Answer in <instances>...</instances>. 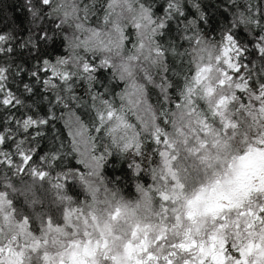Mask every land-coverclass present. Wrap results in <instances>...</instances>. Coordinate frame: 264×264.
Here are the masks:
<instances>
[{
    "label": "snow or ice",
    "instance_id": "snow-or-ice-1",
    "mask_svg": "<svg viewBox=\"0 0 264 264\" xmlns=\"http://www.w3.org/2000/svg\"><path fill=\"white\" fill-rule=\"evenodd\" d=\"M23 10L0 30V264H264V0Z\"/></svg>",
    "mask_w": 264,
    "mask_h": 264
},
{
    "label": "trees",
    "instance_id": "trees-1",
    "mask_svg": "<svg viewBox=\"0 0 264 264\" xmlns=\"http://www.w3.org/2000/svg\"><path fill=\"white\" fill-rule=\"evenodd\" d=\"M216 2H218V0H212V3ZM210 10L215 12L214 8ZM27 23V15L23 10V0H0V30L10 31L13 27L26 26ZM64 51V48L59 45V42L58 46L49 48V54L53 57L63 55ZM101 78H103V74H101ZM109 159L111 162L105 170V175L108 177L120 176L122 178L119 185L121 195L126 199H138L139 194L136 191V181L130 179V173L128 172L126 165L118 158ZM72 163L75 164V161H72ZM140 182L147 185V183H150L151 181L145 176ZM69 194L78 197L79 199L84 198L83 190L79 184L72 185Z\"/></svg>",
    "mask_w": 264,
    "mask_h": 264
}]
</instances>
